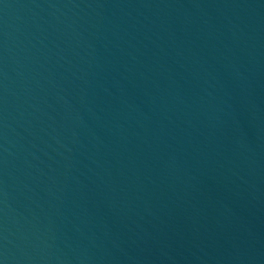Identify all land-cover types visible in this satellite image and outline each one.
Segmentation results:
<instances>
[{
    "label": "water",
    "instance_id": "water-1",
    "mask_svg": "<svg viewBox=\"0 0 264 264\" xmlns=\"http://www.w3.org/2000/svg\"><path fill=\"white\" fill-rule=\"evenodd\" d=\"M0 264H264V0H0Z\"/></svg>",
    "mask_w": 264,
    "mask_h": 264
}]
</instances>
